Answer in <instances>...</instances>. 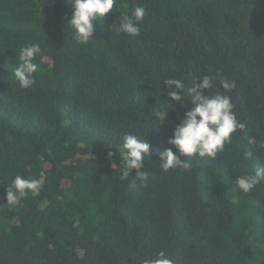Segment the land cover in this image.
I'll list each match as a JSON object with an SVG mask.
<instances>
[{"label": "trees", "instance_id": "trees-1", "mask_svg": "<svg viewBox=\"0 0 264 264\" xmlns=\"http://www.w3.org/2000/svg\"><path fill=\"white\" fill-rule=\"evenodd\" d=\"M133 4L146 9L137 37L117 31ZM72 11L0 0V264H140L158 251L175 264H264V181L247 194L234 183L264 164V0H117L83 45L66 25ZM30 44L38 70L22 89L12 70ZM217 73L236 87L212 91L231 96L245 128L215 160L161 171L193 107L175 104L158 125L153 108L176 91L164 81L180 79L187 95L193 77ZM125 134L151 146L144 186L120 178ZM41 171L39 196L4 202L12 177Z\"/></svg>", "mask_w": 264, "mask_h": 264}, {"label": "clouds", "instance_id": "clouds-1", "mask_svg": "<svg viewBox=\"0 0 264 264\" xmlns=\"http://www.w3.org/2000/svg\"><path fill=\"white\" fill-rule=\"evenodd\" d=\"M66 3L71 4L73 8L71 18L66 25L73 30L75 40L83 45L94 38V22H103L105 15L113 12L117 0H66ZM145 15L146 9L143 6L133 4L130 11L121 15L117 31L129 37L139 36L141 21ZM40 53L39 44L20 48L18 63L12 70L20 88L28 89L35 83L33 75L38 70V64L34 61ZM214 81H218L219 87L226 92H231L236 87L234 82L219 73L215 76L193 77L191 86L186 89L187 95L180 79L164 81L166 89H172L175 86L176 91H168V100L172 102L171 105L168 103L166 107L158 105L153 108L152 115L159 122L158 125L165 123L169 108L175 104L183 106L190 98L193 107L184 113L179 123L175 124L172 135L167 139L166 143L172 147L159 153L161 171L167 172L177 168L189 170L192 164L188 158L191 157L215 160L218 153L224 151L225 144L230 142L232 135L237 130L245 128V125L236 118L231 96L212 91L216 88ZM249 143L254 141L250 140ZM150 147L145 138L141 140L132 134H125L122 137L120 154L123 167L120 178L127 179L129 176H134L135 179L131 182L133 187L136 186V180L140 181L141 186L146 185L148 181V172L142 169L144 157H150ZM108 155L111 157L112 154ZM181 157L186 159L181 160ZM133 170L135 175L132 174ZM261 181H264V164L258 162L253 174L236 176L234 183L239 191L247 194ZM45 183L46 175L43 171L39 173L38 178L26 179L21 175H15L6 185L4 202L14 206L29 195L37 197ZM44 203L46 204V201ZM140 264H175V262L165 251H158L153 257L144 258Z\"/></svg>", "mask_w": 264, "mask_h": 264}]
</instances>
